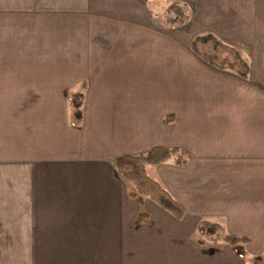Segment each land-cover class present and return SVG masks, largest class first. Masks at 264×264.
Wrapping results in <instances>:
<instances>
[{
    "label": "crops",
    "instance_id": "1",
    "mask_svg": "<svg viewBox=\"0 0 264 264\" xmlns=\"http://www.w3.org/2000/svg\"><path fill=\"white\" fill-rule=\"evenodd\" d=\"M54 1L70 16L40 29L59 64L17 67L33 103L0 145V250L9 234L46 264H250L264 253V0ZM203 35L237 47L247 68L193 50ZM70 93L82 94L75 126ZM158 146L186 152L184 165H145L185 215L145 198L150 221L134 224L114 161ZM201 219L247 241L202 245Z\"/></svg>",
    "mask_w": 264,
    "mask_h": 264
},
{
    "label": "rangeland",
    "instance_id": "2",
    "mask_svg": "<svg viewBox=\"0 0 264 264\" xmlns=\"http://www.w3.org/2000/svg\"><path fill=\"white\" fill-rule=\"evenodd\" d=\"M38 1L40 0H0V68L5 69H2L4 73H0V133H3L2 137L5 135L4 133L10 134L9 137L5 138V145L4 138H0L2 147L6 146L7 140H12L13 143V140H15L13 134H11L13 124L19 115L24 114L26 109L31 108L33 103V101H30V86L26 88L25 77L19 73L21 70L17 67L36 64L38 66L37 70L45 71L53 69V66L59 64L56 58L46 56L48 53L46 47L50 45L51 50H56V45L55 42H48L46 35H41L40 28L48 27L50 21L54 20L53 18L69 17L70 15L63 11L54 13L51 9L52 5L55 4L54 0ZM194 44L197 49L208 54L213 53L215 62H225L227 64L231 61L236 66L242 67L235 56L236 52L240 54L237 47L230 49L205 36H201ZM52 53L53 51H51ZM15 55L18 57L15 58ZM20 55H34L36 57L34 59L35 63L31 62L30 57L25 60ZM58 60L62 62L61 58ZM31 77L33 76H29V78ZM122 181L126 185L123 179ZM7 204L8 207L14 208V201H9ZM61 211L55 209L54 214H61ZM6 218L14 220L13 212L11 214L7 212ZM122 224L127 225L128 223L124 221ZM8 236H10L8 239L12 241L8 243V248L0 250V258L4 260L1 264H41V262L44 264L46 262L37 260V254H47L46 251H34L29 246L27 249H21L20 246L23 247L21 244H17L19 249H15L13 235L8 234ZM48 252L54 260L59 256H63L65 250L56 249L48 250ZM37 261L40 262L37 263ZM85 262L89 264V259L87 258ZM90 262H92V259Z\"/></svg>",
    "mask_w": 264,
    "mask_h": 264
},
{
    "label": "trees",
    "instance_id": "3",
    "mask_svg": "<svg viewBox=\"0 0 264 264\" xmlns=\"http://www.w3.org/2000/svg\"><path fill=\"white\" fill-rule=\"evenodd\" d=\"M203 36L207 37L208 39H212L216 43H220L226 47H229L230 49L233 48L230 45L215 39L212 35ZM199 38H201V36H196L192 41L191 47L193 50H196L194 43ZM235 54L242 65L247 68V63L240 56V54H238V52ZM220 64L226 63L224 62ZM226 65H230L232 68L236 67V64L233 62L230 63V61ZM237 71L242 76L247 75L246 69ZM69 95L70 96L68 100L71 108L70 124L75 126L80 122L82 116V94L70 93ZM170 120L171 117H164L163 122H169ZM171 157L174 158V162L177 165H184L186 163L187 155L184 150L176 147L161 146L153 147L146 152L138 154L122 155L115 159L114 166L119 176L126 182L128 197L138 205L134 224L149 223L150 221V214L145 208V198L151 200L177 219L184 217V207L178 201H176L158 181L150 177L147 174L145 168V165L148 163L158 164ZM196 231L199 236L197 241L202 245H204L206 242L216 244L219 241H223L228 243L232 248H235L240 243L247 241V238L226 233L218 222H213L207 219H201L197 223ZM250 264H264V254L253 255L250 259Z\"/></svg>",
    "mask_w": 264,
    "mask_h": 264
}]
</instances>
